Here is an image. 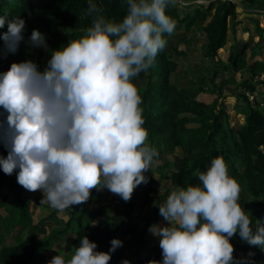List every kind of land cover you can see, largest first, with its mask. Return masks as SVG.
I'll return each mask as SVG.
<instances>
[{
  "label": "clouds",
  "instance_id": "obj_1",
  "mask_svg": "<svg viewBox=\"0 0 264 264\" xmlns=\"http://www.w3.org/2000/svg\"><path fill=\"white\" fill-rule=\"evenodd\" d=\"M176 0H122L126 14L116 22L96 0H88L90 26L77 38L49 49L45 35L33 29L28 43L50 51L41 70L31 59L0 72V156L7 175L27 191L42 193V203L64 212L88 201L91 190L107 188L124 201L147 183L159 151L147 143L142 102L133 78L147 72L173 34L176 23L166 9ZM0 56L15 53L24 41L25 20L0 15ZM198 183L175 186L158 205L164 224L149 232L159 238L162 260L148 264H250L234 257L230 243L242 241L264 250V224L241 206L240 186L222 156L195 173ZM97 251L85 235L70 258L58 254L48 264H109L122 246ZM123 264H129L127 260Z\"/></svg>",
  "mask_w": 264,
  "mask_h": 264
},
{
  "label": "trees",
  "instance_id": "obj_2",
  "mask_svg": "<svg viewBox=\"0 0 264 264\" xmlns=\"http://www.w3.org/2000/svg\"><path fill=\"white\" fill-rule=\"evenodd\" d=\"M208 1L204 4L202 0H184V5L176 1L166 11L176 25H182L187 32L196 24L202 25L208 38L207 56L213 59L218 57L222 65L217 73L229 69V63H234L248 66L255 75L260 74V65L257 62L250 64L247 60L248 46L244 45L241 51L232 46L227 61L220 57V51L228 44L230 24L239 16L238 4L233 0ZM242 2L246 9H257L258 13H264V0ZM87 3L88 0H0V15L9 18L20 16L25 20V39L15 53L0 56V72L7 71L11 63L26 59L34 60L43 70L51 52L27 42L32 30L37 29L45 35L49 49L60 48L70 37L61 28H70L79 37L90 26L91 18L86 16ZM96 3L102 5L106 16L116 22L126 14L122 0H96ZM209 18L210 21L204 24ZM6 30L7 25L0 29V33ZM258 35L261 44L264 29ZM171 36L166 35V47L158 53L154 66L145 72V86L138 89L142 100L143 126L148 132L147 143L159 151L156 160L162 157L165 149L169 152L181 149L179 164L167 176L174 187L198 183L197 170H206L212 158L222 156L227 162L229 175L240 186L239 202L252 219L253 228L257 221L264 224V110L253 104L247 91L257 92L258 88L253 81L240 83L234 75H229L225 84H220L221 79L214 81L220 87L219 91L202 85L177 86L172 81L177 64L170 57L168 49ZM2 43L0 40V45ZM203 81L207 83L206 79ZM226 83L240 87L235 94V108L237 115L244 116V122L239 119L234 124L231 122L225 99L219 102L216 98L208 102L201 96L202 93L216 92L224 97L222 90ZM5 118L6 113L0 108V120ZM7 151L0 144V156L6 157ZM17 172L14 171L8 178L13 199L0 202V208L7 212L6 215L0 214V264H48L52 259L48 253L55 245L70 240L74 252L85 235L96 242L97 251L107 252L111 240L120 239L123 228L127 238L112 253L109 264H123L125 260L129 264H148L150 260H162L159 238L154 240L155 236L149 232L151 225L160 222L158 205L146 215L133 217L129 214L136 207L134 194L140 190L139 185L127 202L113 193V200L117 201L119 207L115 213H109L104 208L103 203L109 202L103 192L108 189H92L88 201L66 209L69 219L65 229L48 232L47 219L34 223L32 200L27 196L28 191L18 184ZM169 191L171 189L166 194ZM141 195L147 203H160L162 198L152 187L142 189ZM53 213L59 211L54 210ZM95 217L98 218L94 221ZM230 243L234 247V257H248V253L252 252L254 255L248 258L250 264H264V250L260 246L249 245L237 236L230 238Z\"/></svg>",
  "mask_w": 264,
  "mask_h": 264
},
{
  "label": "rangeland",
  "instance_id": "obj_3",
  "mask_svg": "<svg viewBox=\"0 0 264 264\" xmlns=\"http://www.w3.org/2000/svg\"><path fill=\"white\" fill-rule=\"evenodd\" d=\"M179 3L184 0L178 1ZM238 4L237 11L239 12L238 18L235 22H231L228 44L224 49L220 51V57L227 61L230 55L232 46H235L237 50H243V46H248L247 60L250 64L257 62L260 65V74H256L248 66H237L234 63H229V69L225 71H217L222 68V65L218 62V57L211 58L207 56L206 47L208 44V38L205 32L202 30V25L196 24L194 28L187 32L184 30L182 25H176L175 31L171 36V41L168 46L170 57L177 64V70L173 73L172 81L179 87H190V86H205L210 89L218 90L220 87L215 84L214 81H220V84H225V79L229 75H234L240 83L247 84L253 81L256 84L258 91L249 92V99L253 102L256 107H260L264 110V41L260 44V30L264 29V13H258L257 9H246L242 0H233ZM204 4L208 3V0H202ZM182 5H184L182 3ZM209 18L204 24L210 21ZM61 30L67 33L71 38H77L76 32L70 28L63 27ZM256 50V51H254ZM180 51L181 53H177ZM206 79L207 83L203 80ZM252 79V80H251ZM134 83L138 89H142L145 86L146 77L145 72H142L138 77L133 78ZM239 88V89H238ZM240 90V87L234 83H226L222 90V95L218 93H202L201 96L208 102L218 98L219 102L226 100L227 108L231 114V122L234 124L236 120L244 122L243 115H237L235 104L237 97L236 93ZM181 149L178 148L174 152H169L167 149L164 150L163 155L160 159L155 160L150 171L146 172L145 175L148 177V182L141 183L139 185L140 190L134 194L136 207L131 214L133 217H138L152 213L154 202L147 203L144 197L141 195V190L146 187L155 188L158 194L162 197L160 203H162L170 191L169 189L174 187L173 183L169 178L170 175L177 167L180 161ZM9 175L5 174L0 168V202L3 200H12L14 197L11 191V182L8 179ZM107 201L110 203H103L104 208L109 213H115L119 207L116 200H113V193L106 190L103 192ZM166 194V195H164ZM27 196L32 200L31 211L33 214L34 223H39L42 220L47 219L49 222L46 225L47 231L51 230H63L67 226L69 219L68 211L53 213L52 209L47 203H42V193L40 191L27 192ZM97 210V207H96ZM0 214L6 215L7 212L0 208ZM128 214V215H129ZM98 217L94 218V221ZM165 221L161 216L159 225L164 224ZM125 229L121 232L120 240L124 244L127 236L124 234ZM40 236H43L42 234ZM234 236L240 237L239 233ZM158 238L155 236L154 240ZM159 240V239H158ZM73 253V248L70 240H65L59 245H55L53 250L48 253L49 258L60 254L66 258H70ZM242 257V255H241Z\"/></svg>",
  "mask_w": 264,
  "mask_h": 264
},
{
  "label": "built area",
  "instance_id": "obj_4",
  "mask_svg": "<svg viewBox=\"0 0 264 264\" xmlns=\"http://www.w3.org/2000/svg\"><path fill=\"white\" fill-rule=\"evenodd\" d=\"M178 1H181L182 2V0H178ZM183 4H186L185 2H182Z\"/></svg>",
  "mask_w": 264,
  "mask_h": 264
}]
</instances>
